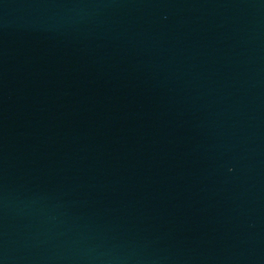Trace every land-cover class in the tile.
<instances>
[{
  "label": "water",
  "instance_id": "obj_1",
  "mask_svg": "<svg viewBox=\"0 0 264 264\" xmlns=\"http://www.w3.org/2000/svg\"><path fill=\"white\" fill-rule=\"evenodd\" d=\"M0 264H264V0H0Z\"/></svg>",
  "mask_w": 264,
  "mask_h": 264
}]
</instances>
